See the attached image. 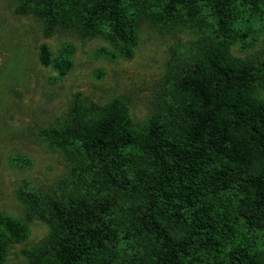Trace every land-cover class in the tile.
I'll return each mask as SVG.
<instances>
[{"label": "trees", "instance_id": "obj_1", "mask_svg": "<svg viewBox=\"0 0 264 264\" xmlns=\"http://www.w3.org/2000/svg\"><path fill=\"white\" fill-rule=\"evenodd\" d=\"M18 12L46 37L103 36L123 56L143 23L195 37L173 55L141 129L122 98L74 97L44 130L70 174L17 191L27 220L49 227L23 251L27 264H264V48L230 53L240 23L264 18V0H21ZM40 56L48 63L45 46ZM27 234L0 216V262Z\"/></svg>", "mask_w": 264, "mask_h": 264}, {"label": "rangeland", "instance_id": "obj_2", "mask_svg": "<svg viewBox=\"0 0 264 264\" xmlns=\"http://www.w3.org/2000/svg\"><path fill=\"white\" fill-rule=\"evenodd\" d=\"M20 3L0 0V216L24 222L28 234L0 264H27L23 251L49 232L45 222L27 220L17 191L47 188L70 174V164L46 145L44 130L66 116L74 97L96 105L122 98L133 127L141 129L154 113L173 55L195 38L186 29L167 33L143 23L123 56L103 36L83 38L68 29L46 37L40 19L18 12ZM237 28L233 56L264 48V18H248ZM256 96L264 100V89Z\"/></svg>", "mask_w": 264, "mask_h": 264}]
</instances>
